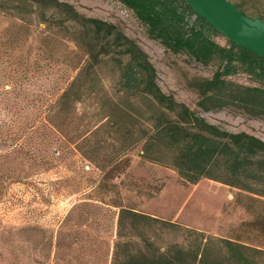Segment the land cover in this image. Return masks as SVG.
<instances>
[{
	"label": "rangeland",
	"instance_id": "374dc122",
	"mask_svg": "<svg viewBox=\"0 0 264 264\" xmlns=\"http://www.w3.org/2000/svg\"><path fill=\"white\" fill-rule=\"evenodd\" d=\"M58 1L62 6L7 0L14 6L0 9V264H112L123 207L264 249L263 184L257 193L211 178L185 182L173 166L145 159L143 141L115 130L111 116L142 134L154 110L144 98L114 109L121 96L114 55L102 51L84 21L121 28L148 54L162 90L209 122L264 140V117L199 106L202 83L218 62L166 50L117 0ZM231 1L264 19V0ZM67 7L80 18L68 20L60 10ZM91 51L99 56L96 72L78 77ZM232 80L254 84L245 74ZM144 231L183 242L180 232Z\"/></svg>",
	"mask_w": 264,
	"mask_h": 264
},
{
	"label": "trees",
	"instance_id": "16d2710c",
	"mask_svg": "<svg viewBox=\"0 0 264 264\" xmlns=\"http://www.w3.org/2000/svg\"><path fill=\"white\" fill-rule=\"evenodd\" d=\"M22 1L39 6H62L58 0ZM117 1L130 10L148 35L166 50L185 54L190 60L204 65L218 62L213 77L202 83L199 106L205 110L236 106L264 117L262 55L229 39L226 44L218 42L216 36L221 34L220 31L197 14L186 0ZM8 2L0 0V9L14 6ZM236 5L245 12L241 4ZM60 10L65 12L68 20L80 18L72 7ZM84 25L94 32L102 51L114 55L121 93L112 101L114 109L137 106L143 98L152 103L154 113L150 117V127H144L138 136L135 129L122 120L111 116L109 121L115 130H126L128 136H132V142L141 140L145 143V159L173 166L185 182L197 183L202 178H211L259 193L255 186L264 185V140L245 131L234 132L211 123L164 92L148 54L116 24L88 18ZM90 56L78 77L96 72L92 70L93 59L99 60V56L93 51ZM239 74L247 75L254 84L245 85L232 80ZM76 81L62 94L61 102L68 99ZM126 141L131 142L130 137ZM150 226L164 233L180 232L183 242L153 238L144 231ZM118 236L112 264H262L264 259L262 247L208 235L127 207L120 211Z\"/></svg>",
	"mask_w": 264,
	"mask_h": 264
},
{
	"label": "water",
	"instance_id": "95a60500",
	"mask_svg": "<svg viewBox=\"0 0 264 264\" xmlns=\"http://www.w3.org/2000/svg\"><path fill=\"white\" fill-rule=\"evenodd\" d=\"M229 40L264 57V19L242 11L231 0H186Z\"/></svg>",
	"mask_w": 264,
	"mask_h": 264
}]
</instances>
